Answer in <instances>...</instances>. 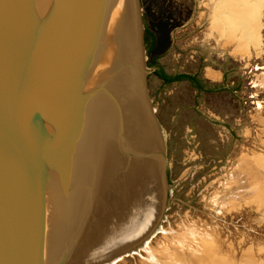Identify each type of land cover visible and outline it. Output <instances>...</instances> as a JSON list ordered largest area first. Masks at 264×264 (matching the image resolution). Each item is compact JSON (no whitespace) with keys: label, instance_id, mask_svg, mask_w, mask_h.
Returning a JSON list of instances; mask_svg holds the SVG:
<instances>
[{"label":"rangeland","instance_id":"1","mask_svg":"<svg viewBox=\"0 0 264 264\" xmlns=\"http://www.w3.org/2000/svg\"><path fill=\"white\" fill-rule=\"evenodd\" d=\"M136 3L145 86L164 136L166 207L138 251L112 264H264V0ZM159 68L219 90L165 83ZM53 119L44 151L58 157Z\"/></svg>","mask_w":264,"mask_h":264},{"label":"bare ground","instance_id":"2","mask_svg":"<svg viewBox=\"0 0 264 264\" xmlns=\"http://www.w3.org/2000/svg\"><path fill=\"white\" fill-rule=\"evenodd\" d=\"M79 1L0 0L2 8L5 6L18 20L28 19L30 26L27 62L37 87L34 125L42 157L46 212L37 264H98L117 256L127 246L144 244L163 193L162 178L149 164L157 158L148 155L149 147H142L132 138L127 122L126 101L129 93L140 101V78L144 71L136 0H90L84 26L78 22ZM14 2L16 6H13ZM66 59L69 64L62 70ZM2 75L0 71V80ZM64 95L67 98L62 99ZM102 99H107L114 107L105 108L107 104ZM96 111L97 116V113L94 115ZM87 113L93 116L87 118ZM60 114L64 115L63 119L68 116L64 132L68 130L69 134H63L66 141L58 157L54 154L50 157L47 150L44 151L47 141L50 142L46 138L47 127ZM119 119H123L122 123ZM120 125L125 132L122 136H119ZM117 136L120 145L131 146L141 154L137 158L142 164L140 169L133 171L130 168L128 161L132 158L127 152L125 156L121 150L114 154L112 144L118 142ZM60 170L68 200L72 202L75 194H84L80 204L89 208L85 218L78 219L77 225L73 226L72 232L55 226L60 216L61 194L58 193L60 186L54 185L60 180L54 177ZM120 186L147 199L146 215L139 209V216L143 215V218L134 220L117 240L104 238L101 246L96 244L84 249L82 241L87 229L96 223L97 212L109 203ZM106 244L110 245L107 247Z\"/></svg>","mask_w":264,"mask_h":264},{"label":"water","instance_id":"3","mask_svg":"<svg viewBox=\"0 0 264 264\" xmlns=\"http://www.w3.org/2000/svg\"><path fill=\"white\" fill-rule=\"evenodd\" d=\"M89 5L90 0L79 1L77 16L81 26L87 23ZM13 6H16L15 2ZM8 10L5 6L3 8L0 6V71L3 74L0 80V264H37L41 253L43 221L46 213L43 206L42 157L34 125L37 115L34 96L37 87L32 77V69L27 62L30 52L28 19L18 20L16 15L10 14ZM141 49L143 52L142 44ZM66 61L67 63H63L61 67L62 70L69 64V60ZM24 70H26L25 76ZM145 72L144 63V71L140 78L142 93L140 101L129 93L126 107L129 109L127 122L131 136L142 147H149V156L157 158L156 162L149 164L155 174L160 175L164 185L156 219L146 234L148 239L159 226L166 207V160L164 136L150 105L145 86ZM64 98H67L66 95L62 99ZM102 101L107 104L105 108L114 107L112 103L107 102V99ZM94 115L97 116L98 112L96 111ZM91 116L93 115L87 113V118ZM58 117L53 140L55 139L56 145L58 144L57 146L62 149L65 145L63 142L66 141L65 136L68 135L67 130L64 132L68 116L63 119L64 115L60 114ZM122 121L123 119H119V122ZM119 133V136L125 133L123 125H120ZM86 145L89 146L88 143ZM112 146L114 154L119 150L124 156L126 152L128 153L127 156L132 158L128 161V165L133 171L142 167L137 160L141 154L131 146L120 145V137ZM61 182L58 189V193L61 194L58 211L60 216L55 226L72 232L75 229L73 226L77 225L78 219L81 221L85 218L89 208L87 210V207L80 204L84 194H75L73 201H69ZM141 195L123 186L117 188L109 203L97 212L96 223L87 229L82 241L84 249L92 248L96 244L101 246L104 238L117 240L134 220H138L140 216L143 218V215L139 216L138 210L140 209L141 212L142 209L146 215L145 200L147 199ZM63 218L68 221L67 224ZM139 248V244L127 246L117 256L98 264H112L123 255L137 252Z\"/></svg>","mask_w":264,"mask_h":264},{"label":"trees","instance_id":"4","mask_svg":"<svg viewBox=\"0 0 264 264\" xmlns=\"http://www.w3.org/2000/svg\"><path fill=\"white\" fill-rule=\"evenodd\" d=\"M146 43L148 44V50L151 51L155 45V35L146 28ZM155 73L165 82L170 83L173 81H179L182 79H189L194 82L195 87L198 91H211V90H219V88L216 89H208L205 88L204 85L201 84L200 79L196 75H189V74H176V75H168L166 74L161 68L157 69Z\"/></svg>","mask_w":264,"mask_h":264}]
</instances>
